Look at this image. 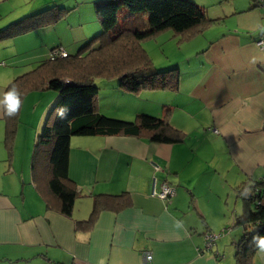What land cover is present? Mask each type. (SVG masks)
Here are the masks:
<instances>
[{
  "label": "crops",
  "instance_id": "1",
  "mask_svg": "<svg viewBox=\"0 0 264 264\" xmlns=\"http://www.w3.org/2000/svg\"><path fill=\"white\" fill-rule=\"evenodd\" d=\"M226 16L235 21L224 19L220 33L205 38L201 58L180 67L177 90L132 92L98 82L102 113L165 117L184 134L178 142L153 140L147 130L72 135L68 174L77 196L70 214L61 211L49 174L33 176L37 136L58 93L40 91L45 85L26 95L11 159L3 119L5 88L22 67L49 57L54 46L68 47L47 34L51 26L0 41V264H145L146 251L150 264H239L247 231L237 222L240 190L252 192L264 175V46L257 43L264 6L235 4ZM98 29L89 26L93 32L83 31L79 44ZM165 181L175 192L162 199L153 187L159 191ZM91 218L89 227H78ZM208 231L221 233L210 249ZM247 264H264V248Z\"/></svg>",
  "mask_w": 264,
  "mask_h": 264
},
{
  "label": "trees",
  "instance_id": "2",
  "mask_svg": "<svg viewBox=\"0 0 264 264\" xmlns=\"http://www.w3.org/2000/svg\"><path fill=\"white\" fill-rule=\"evenodd\" d=\"M96 1L95 12L101 24V32L88 39L77 53L71 54L68 51V55L64 57L60 56L55 59L48 57L32 70L17 75L6 86L3 96L4 143L8 158L11 159L21 107L26 95L45 85L58 92L38 133L32 165L35 179L44 173L49 174L51 191L61 200V211L68 214L72 212L77 196L75 188L70 184L72 180L68 174V155L72 135L99 133L139 135L143 130H147L153 140L178 142L182 140L184 134L174 127L168 118L149 113H140L133 121L103 114L99 110L100 86L96 79L100 77V79H118V86L121 89L132 92H139L143 88L177 90L179 69L177 72H171L172 68L168 70L156 68L149 51L139 41L159 36L170 29L184 36H190L192 33L196 36L205 29L204 26L221 19V17H209L204 6L195 0ZM123 7L127 8L128 12L124 11L125 16L121 19L120 12L126 10L122 9ZM60 9L63 11L59 13L45 9L27 15L29 19L21 18L4 26L0 29V41L43 26H52L73 8L60 7ZM135 12H144L145 16L148 15L149 29L129 27V22L135 18L131 14ZM124 20H126L125 24H121ZM141 20V16H138L134 21ZM192 30L194 32H190ZM96 43L98 46L94 47ZM59 46L63 45L53 48ZM99 53L105 58L96 56ZM116 54H119V57L117 56L115 60L113 56ZM130 61L132 62L128 68L124 65L123 69L114 70L117 65L123 66ZM13 88L19 94L20 105L13 115H9L5 94ZM258 184L259 186L263 184V187H256ZM254 187L252 192L242 191L244 188L240 190L244 207L237 222L242 224L247 231L237 246L235 256L239 264H247L251 255L259 248V241L264 239V182L257 181ZM99 202L100 200L96 201L93 219L99 210ZM91 222L92 218L80 221L78 227L87 228ZM252 226L256 228L249 230Z\"/></svg>",
  "mask_w": 264,
  "mask_h": 264
},
{
  "label": "rangeland",
  "instance_id": "3",
  "mask_svg": "<svg viewBox=\"0 0 264 264\" xmlns=\"http://www.w3.org/2000/svg\"><path fill=\"white\" fill-rule=\"evenodd\" d=\"M195 1L204 6L209 17L217 18L219 15H221V19L216 23L207 24L206 26H204L205 29L202 32L196 34V36H193L194 33H192L190 36H184V34L177 33L174 30L170 29L167 30L168 33L163 32L164 34H162L161 36L151 37L145 41H139V43L149 51V55L156 68H159L161 70H168L172 68L173 70L171 72H177L178 69L180 71V67L184 68V66H186V64L190 61H198L199 58H201L200 54L202 53V47L204 45L205 38L207 36L218 35L222 30L220 26L224 24V19L229 20L228 22H231V20L235 21L233 17L231 18V16H226V12L235 4H237V6H241L242 4L250 5L253 3V0H239L240 2L238 3H236L235 0ZM96 2V0H0V29L21 18H25L27 15H32L45 9H50L51 12L59 13V11H63V9H60V7L66 9L73 8L66 16L61 17V19L56 24L52 25L50 27V29H52V32H48L47 34L51 36L53 41L58 39L60 43L65 44L68 47L69 52L71 54H75L78 52L79 48L88 41H82L79 44V42L81 41L80 38L83 35V31L89 32V26L95 25V23H99L100 29L96 30L92 37L100 33L102 30L100 21L98 20L95 12ZM122 9L126 10L120 12L121 19H123L125 16L124 11L128 12L127 8L123 7ZM131 15H133V17L135 18L141 16L142 20L130 21V28H132V26L141 30H147L150 28L149 17L148 15L145 16L146 14H144V12H135ZM26 18L29 19L28 17ZM93 19L95 23L93 22ZM123 22L124 23L121 24H125L126 20H124ZM92 32L93 30H91L89 33L91 34ZM190 32H194V30ZM97 46L98 43L94 45V47ZM44 56L45 55H43L40 61L35 60V64H32L28 67H22V73H20V75L37 67L39 62L48 58ZM96 56L105 58L101 56L100 53ZM117 56L119 57V54L113 56L115 57V60L117 59ZM131 62L132 61H130L128 64H123V66L119 64L114 70H121L123 69L124 65H126L128 68ZM100 78L96 79L97 83L99 81H103V83H107L109 85L112 83H119L118 79L106 78L101 80ZM40 91L45 93L48 91L58 93L55 89L52 88L41 89ZM132 101H134L136 105H138L140 103V98H132ZM112 114L116 115V113L112 112L111 114L106 115L115 118H121ZM120 115L125 116V113H120ZM132 117H134L133 112L130 113L129 118ZM133 119H136V116ZM21 126L26 132H28L30 129V127L25 124H21ZM25 138L26 137L22 138V140H20L19 144L17 145L18 151L22 150V141H24ZM32 147L34 149V141L32 142ZM242 230L243 227L240 229V231L242 232Z\"/></svg>",
  "mask_w": 264,
  "mask_h": 264
},
{
  "label": "built area",
  "instance_id": "4",
  "mask_svg": "<svg viewBox=\"0 0 264 264\" xmlns=\"http://www.w3.org/2000/svg\"><path fill=\"white\" fill-rule=\"evenodd\" d=\"M260 3L264 6V0H260ZM258 45L260 46H264V37L260 38L257 41ZM68 55V51L63 47V46H59V47H55L53 49H51L50 53H49V57L51 59H55L56 57H64ZM159 166L156 165V168L158 169ZM261 181L264 182V176L262 177ZM175 192V187H173L171 184H169L168 182H163L162 187L159 191H157L155 189V182H154V187H153V193L158 195L159 197H161L162 199H166V198H170L171 196H173ZM260 202V200H259ZM228 230V229H225ZM221 233H214V232H206L204 234L205 236V248L206 249H210L212 248L217 239L220 237ZM144 259H145V264H150L151 259H152V253L150 251H146L145 255H144Z\"/></svg>",
  "mask_w": 264,
  "mask_h": 264
},
{
  "label": "clouds",
  "instance_id": "5",
  "mask_svg": "<svg viewBox=\"0 0 264 264\" xmlns=\"http://www.w3.org/2000/svg\"><path fill=\"white\" fill-rule=\"evenodd\" d=\"M5 99L7 101V110L9 115H13L14 112L19 108L20 105V99L19 94L17 93L16 89H10L5 94ZM14 105V106H13ZM259 247L264 248V239H261L259 241Z\"/></svg>",
  "mask_w": 264,
  "mask_h": 264
},
{
  "label": "snow or ice",
  "instance_id": "6",
  "mask_svg": "<svg viewBox=\"0 0 264 264\" xmlns=\"http://www.w3.org/2000/svg\"><path fill=\"white\" fill-rule=\"evenodd\" d=\"M14 106V105H13Z\"/></svg>",
  "mask_w": 264,
  "mask_h": 264
}]
</instances>
